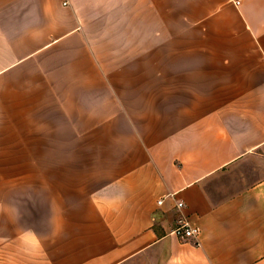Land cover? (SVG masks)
Listing matches in <instances>:
<instances>
[{
	"label": "crops",
	"instance_id": "crops-1",
	"mask_svg": "<svg viewBox=\"0 0 264 264\" xmlns=\"http://www.w3.org/2000/svg\"><path fill=\"white\" fill-rule=\"evenodd\" d=\"M0 264H264V0H0Z\"/></svg>",
	"mask_w": 264,
	"mask_h": 264
},
{
	"label": "rangeland",
	"instance_id": "rangeland-1",
	"mask_svg": "<svg viewBox=\"0 0 264 264\" xmlns=\"http://www.w3.org/2000/svg\"><path fill=\"white\" fill-rule=\"evenodd\" d=\"M26 97H24V95L22 93H20V97L19 99H25ZM19 112V110L17 111ZM26 126V125H24ZM28 142H31L32 144H34L35 147H41V141H37V140H26ZM18 159V165L20 167V169H22L26 164H28L29 162V157L27 156H19V157H16ZM39 158V161L41 162V156L38 157ZM14 174H16V172H14ZM19 175L21 174H26L25 172H18ZM24 195H25V192H24ZM30 206V207H29ZM27 206L26 203H24L23 205H21V210L24 211V212H28L29 214L27 215V218L28 219H25L24 220V224L25 226L27 224L29 225H37L39 222H41L40 218L41 217V213H42V205L41 204H34V205H29ZM31 211L35 213V215L31 214Z\"/></svg>",
	"mask_w": 264,
	"mask_h": 264
},
{
	"label": "built area",
	"instance_id": "built-area-1",
	"mask_svg": "<svg viewBox=\"0 0 264 264\" xmlns=\"http://www.w3.org/2000/svg\"><path fill=\"white\" fill-rule=\"evenodd\" d=\"M163 201H159L158 204L162 205ZM177 207L180 209L184 207L183 203H178ZM172 233L183 241H187L193 238H197L200 235V230L190 225L188 220L179 219L177 225Z\"/></svg>",
	"mask_w": 264,
	"mask_h": 264
}]
</instances>
